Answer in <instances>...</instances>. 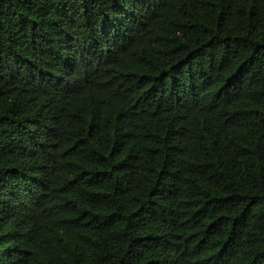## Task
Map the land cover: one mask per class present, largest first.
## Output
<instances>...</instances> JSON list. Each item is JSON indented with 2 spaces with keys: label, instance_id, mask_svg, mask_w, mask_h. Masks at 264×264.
Masks as SVG:
<instances>
[{
  "label": "trees",
  "instance_id": "1",
  "mask_svg": "<svg viewBox=\"0 0 264 264\" xmlns=\"http://www.w3.org/2000/svg\"><path fill=\"white\" fill-rule=\"evenodd\" d=\"M0 264H264V0H0Z\"/></svg>",
  "mask_w": 264,
  "mask_h": 264
}]
</instances>
